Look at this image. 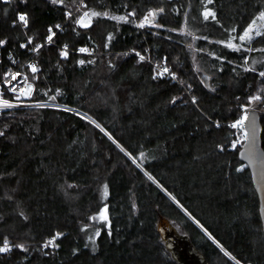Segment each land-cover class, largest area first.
<instances>
[{
	"label": "trees",
	"instance_id": "1",
	"mask_svg": "<svg viewBox=\"0 0 264 264\" xmlns=\"http://www.w3.org/2000/svg\"><path fill=\"white\" fill-rule=\"evenodd\" d=\"M262 12L264 0H0V73L7 53L41 45L39 71L23 68L32 106L0 112V242L14 245L0 264H179L160 220L205 264H264L230 124L256 107L264 148V29L240 39Z\"/></svg>",
	"mask_w": 264,
	"mask_h": 264
},
{
	"label": "built area",
	"instance_id": "2",
	"mask_svg": "<svg viewBox=\"0 0 264 264\" xmlns=\"http://www.w3.org/2000/svg\"><path fill=\"white\" fill-rule=\"evenodd\" d=\"M87 11H83L82 16L80 18L81 21H87L88 17L85 16ZM83 18V19H82ZM16 21L20 23L19 17L16 18ZM15 21V22H16ZM14 22V23H15ZM28 39V43H29ZM51 43V40L45 42V44ZM30 44V43H29ZM41 45H39L38 50ZM36 47H31L29 49L30 55L27 59L18 61L15 59L12 53H7L6 59L9 61V66L5 67V70L0 73V112L20 108L32 106V104L26 103L29 97L32 95L34 90V84L28 79L26 73L23 68H28L31 72L35 73L39 71L40 67L34 58L37 54ZM33 67H35V71H33ZM15 77V78H14ZM5 104L10 106H5ZM246 110L240 114V116L234 119L230 124L231 126L234 124H238V121L244 119ZM242 124H238L237 127H233L235 130V138L233 142V148L240 147L242 142L244 141V131L242 129ZM8 242V241H7ZM5 241L0 242V247H4ZM14 245L8 242V250L5 252H0V254L9 253L13 249Z\"/></svg>",
	"mask_w": 264,
	"mask_h": 264
},
{
	"label": "water",
	"instance_id": "3",
	"mask_svg": "<svg viewBox=\"0 0 264 264\" xmlns=\"http://www.w3.org/2000/svg\"><path fill=\"white\" fill-rule=\"evenodd\" d=\"M244 114L242 129L245 137L238 150V159L244 163L250 173L251 182L258 198V212L264 233V148L261 141L263 127L260 121V115L256 109L248 108ZM168 226V224H164L163 226L166 236L175 253L179 256L186 245L177 242L173 231ZM189 247L203 259L198 251L192 246Z\"/></svg>",
	"mask_w": 264,
	"mask_h": 264
},
{
	"label": "rangeland",
	"instance_id": "4",
	"mask_svg": "<svg viewBox=\"0 0 264 264\" xmlns=\"http://www.w3.org/2000/svg\"><path fill=\"white\" fill-rule=\"evenodd\" d=\"M257 17H259V15ZM256 29H259V31L261 32L264 29V21L257 20L256 25L253 26V31L251 33L252 37L255 36ZM245 40H248V39H245ZM251 108H254V109L257 110V108L254 107V106H252ZM247 109H246V111H247ZM99 216H100L99 218L101 219L102 217H104V214L101 213ZM164 224H168L169 225L168 227L170 228L171 231H173L178 243L186 245V246H189L190 244L188 243L186 234L180 229V227L177 224L172 223V222L167 221V220L166 221L165 220H163V221L160 220L159 230H160V234L162 236V242H164V245L166 246L168 252L172 253L173 256H174L175 255V251H174L170 241H168V238H167L166 233H165V228L163 227ZM88 244H89V247L91 249H95V247H96V245H95V237H92L90 239V243H88ZM179 264H181V263H179ZM201 264H205V262H202Z\"/></svg>",
	"mask_w": 264,
	"mask_h": 264
},
{
	"label": "snow or ice",
	"instance_id": "5",
	"mask_svg": "<svg viewBox=\"0 0 264 264\" xmlns=\"http://www.w3.org/2000/svg\"><path fill=\"white\" fill-rule=\"evenodd\" d=\"M52 2H53V3H56L57 0H52ZM209 2H211V0H209ZM88 15H89L88 13H85V16H88ZM91 15H99V14H98V13H91ZM209 15H211V13H206V14H205V18L207 19V17H208ZM82 19H83V18H82ZM119 19H124V18H123V17H120ZM19 20H20L21 22H24L25 26H27V19H26V16H25V15H20V16H19ZM257 20L264 21V12H262V13L259 15V17H257ZM257 20H253V21H252V24H250L249 27H248V29L245 30L244 35H242V36L240 37V39H241L242 41L245 40V39L250 40V39L252 38L251 33H252V31H253V26L256 25V23H257ZM49 31L51 32V29H49ZM255 35H257V36L261 35V32L259 31V29H256V31H255ZM51 39H52V36H49V37H48V40L50 41ZM3 43H4V41H0V45H2ZM29 43H31V40H29ZM22 47H23V45H22ZM229 47H231L230 44H229ZM38 48H39V46H37V48H36L35 50L38 51ZM81 51L83 52V51H85V49H81ZM66 54H67L66 52H61L60 55H61V56H66ZM141 59H142V57H141ZM81 63H83V61H81ZM32 70L35 71V70H36L35 67H33ZM245 70L247 71L248 69H245ZM260 75H261V76H264V72H261ZM14 78H15V77H14ZM253 99H259V97H254ZM5 106H10V105L5 104ZM245 118H246V117H245ZM242 123H243V120L238 121V124H242ZM238 124H234V125H232V127H237ZM0 135H2V133H0ZM105 195H107V191H106V190H105ZM49 243H52V241H49ZM7 250H8V242H7V240H5L4 247H0V252H5V251H7Z\"/></svg>",
	"mask_w": 264,
	"mask_h": 264
},
{
	"label": "flooded vegetation",
	"instance_id": "6",
	"mask_svg": "<svg viewBox=\"0 0 264 264\" xmlns=\"http://www.w3.org/2000/svg\"><path fill=\"white\" fill-rule=\"evenodd\" d=\"M175 256L181 264H201L204 262V260L189 246H185V249H182L181 255L178 256L175 253Z\"/></svg>",
	"mask_w": 264,
	"mask_h": 264
}]
</instances>
